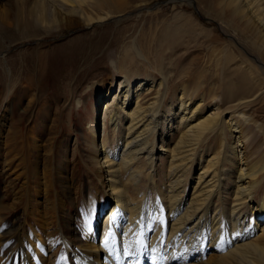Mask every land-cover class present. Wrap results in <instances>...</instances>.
<instances>
[{
  "label": "rangeland",
  "instance_id": "1",
  "mask_svg": "<svg viewBox=\"0 0 264 264\" xmlns=\"http://www.w3.org/2000/svg\"><path fill=\"white\" fill-rule=\"evenodd\" d=\"M92 1L84 12L94 22L85 24L78 19L72 26L21 28L11 21L17 12L15 0H0V264H74L71 250L82 253L87 242L100 243L105 217L114 206L105 200L108 185L101 144L106 143L107 151L117 155L111 140L124 132L111 137L112 127L107 119L103 124L102 118L121 91V67L138 80L151 79L155 87L145 95L147 100L157 93L161 75L169 78L162 108L168 116L184 96L196 101L191 106L203 100V113L219 105L228 118L224 112L236 107L246 91L243 99L249 102L243 110L264 124V46L259 45L258 31L247 12L233 13L226 0H114L122 9H114L110 2L99 6ZM168 121L163 119L164 129L158 130L153 175L142 158L143 177L137 190L131 189L138 206L157 209V222L169 213L166 191L173 178L168 172L169 154H158L159 147L170 150L181 130L178 119ZM243 136L252 162L263 165L264 139L253 128ZM217 140L198 149L199 157L192 160L185 182L179 184L183 200L191 198L204 161L219 150L222 139ZM224 152L221 149V155ZM232 160L222 168L233 171L236 158ZM229 175L215 199L226 212L234 200L233 175ZM256 193L258 202L264 197V182ZM57 211L67 236L63 231L58 235ZM92 211L94 233L87 240L86 219ZM243 211L248 213V207ZM250 216L249 212L241 222L242 230L248 227ZM173 218V213L164 218L162 226L171 224ZM34 235H40V245L33 244ZM259 235L217 251H207L208 242L188 263L178 256L171 263L160 260L159 264H243L237 259L242 253H248L251 246L264 247ZM226 237L230 236L222 242ZM246 242L250 246L235 247Z\"/></svg>",
  "mask_w": 264,
  "mask_h": 264
},
{
  "label": "bare ground",
  "instance_id": "2",
  "mask_svg": "<svg viewBox=\"0 0 264 264\" xmlns=\"http://www.w3.org/2000/svg\"><path fill=\"white\" fill-rule=\"evenodd\" d=\"M90 1L92 0H34L31 6V0H15L17 12L11 21L16 22V25L21 28H28L30 25L39 28L50 25H54L56 28L72 26L78 24V19L79 21L82 19L85 24H88L95 21L91 15L84 12V8L91 3ZM96 2L95 4L99 6L110 2L114 9H122L121 5L114 0H96ZM226 3L233 9V13L242 9V12L249 14V18L259 34L257 41H259L260 46H264V0H226ZM230 13L232 12L230 11ZM1 14L6 17L4 12ZM239 16L241 15L239 14ZM49 19L52 22H49ZM127 57L125 59H128ZM138 57L140 56L138 55ZM255 61L259 63L257 58ZM111 65L113 66V63ZM120 69L123 72L119 83L121 91L114 95L113 103L105 108L102 118L103 124H105L104 119H107L110 127H112L111 137H114L116 133L120 135L121 131H124L125 134L122 133L119 139L111 140L117 147V155L116 152L112 154L107 151L106 143L102 142L101 144L104 151L105 173L107 174L106 184L108 185L105 200L108 199V202H112L114 206L105 217L100 243H94L96 245L94 246L87 242L82 253L71 250L74 264H159L160 260L171 263L178 256L179 261L188 263L195 259L198 253H201L200 250L203 247L206 249L205 244L208 242L207 251H217L222 250L224 245L228 247L240 241H248L250 237L256 234H260L259 237L264 239V197L256 202V191L264 182L261 179L262 176L264 177V164L260 166L255 162L256 160L252 162L254 158L252 159L251 153H246L244 144L247 138L243 136L245 130L253 128L258 137L264 139V124L258 122L257 117L247 115L243 110L249 102L243 99L247 97L248 92L242 93L243 97L236 104V107L229 108L224 112V114H228V118L223 117L219 105L213 110L203 113V100L200 101L201 103L191 106L196 101L185 99L184 96L178 98L177 109L168 116L162 111L165 96L170 89L168 77L161 75V80L156 89L157 93L147 100L145 95L153 92L152 89L155 87L150 81L151 79L149 80L148 77L144 80H138V77L128 73L124 66ZM244 80L246 81V78ZM110 85V90H112L113 82ZM233 96L232 92L229 96V102ZM166 118L171 122L178 119V128L181 130L170 150L161 145L158 152V154H169L168 172L173 177L166 191V197L171 204L166 212H169L167 216L173 213L174 218L171 224L163 227V219L167 216L159 218L157 222V209L155 208L153 211L145 206H138L136 199L133 198L132 190H137V185L143 177V171H141V167L139 168V162L142 158L147 165H150L149 173L153 175L155 159L152 153L156 140L159 141L160 139L158 130L164 129L161 124ZM220 138L222 144L220 140V148L217 152L211 153L209 147L206 146L207 153H211V157L205 160V166L200 168L191 198L188 202L183 200L181 198L183 190L180 191L182 187L179 184L185 182L192 160L199 157L198 149L203 143L218 141L217 139ZM232 140L233 145L228 150L229 142ZM221 149L225 150L222 155ZM233 158H236L233 171L222 168L221 165L224 163L231 164ZM230 173L233 175L234 200L230 211L226 212L216 204L215 199ZM150 180L151 178H147V182ZM149 184H152L151 181ZM251 204H255L256 207H251ZM246 207H248L247 212H250L251 215L250 223L245 230H242L241 222H245L248 215L243 211ZM183 209V213L179 214ZM211 213L212 215H210ZM253 214H255V219ZM59 216L60 211H57L58 235L61 231L66 235L63 222L59 221ZM86 220L85 232L88 240V236L94 233L95 212L92 211ZM167 227L170 228L169 232L166 230ZM39 236H33V244L40 245L41 237ZM225 236L230 237H226L222 242ZM94 240L97 241L95 238ZM195 240L197 241L196 246H194ZM15 241V246L18 247L17 238ZM245 244L248 245V242L242 245L237 244L238 246L235 247L238 248ZM250 248L248 253H242L237 259L241 260L243 264H264V247L251 246ZM64 249L67 252L70 248L66 245ZM93 254L94 259L91 257ZM231 255L233 254L231 253ZM59 262L61 263V261Z\"/></svg>",
  "mask_w": 264,
  "mask_h": 264
}]
</instances>
